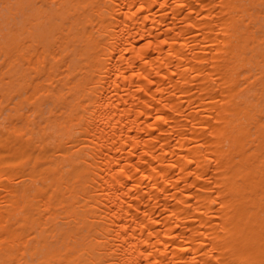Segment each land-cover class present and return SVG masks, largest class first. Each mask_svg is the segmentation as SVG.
Returning <instances> with one entry per match:
<instances>
[{
	"label": "bare ground",
	"instance_id": "6f19581e",
	"mask_svg": "<svg viewBox=\"0 0 264 264\" xmlns=\"http://www.w3.org/2000/svg\"><path fill=\"white\" fill-rule=\"evenodd\" d=\"M0 264H264V0H0Z\"/></svg>",
	"mask_w": 264,
	"mask_h": 264
}]
</instances>
